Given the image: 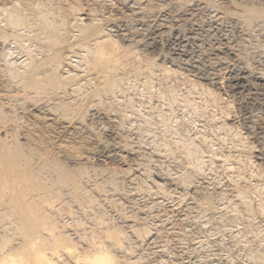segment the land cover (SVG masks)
<instances>
[{
    "label": "rangeland",
    "instance_id": "obj_1",
    "mask_svg": "<svg viewBox=\"0 0 264 264\" xmlns=\"http://www.w3.org/2000/svg\"><path fill=\"white\" fill-rule=\"evenodd\" d=\"M12 1L13 0H8L7 5L10 3H13ZM15 5H17V8L18 7L21 8L23 6L22 3L21 4L17 3ZM15 5L10 4L9 7L12 8ZM92 6H95V5H91L90 7H92ZM98 6H100V5L97 4V6L92 7L95 10H97V9L99 10V11L97 10V12H95V15L101 19L104 17L105 20L102 19L103 20L102 21L103 28L109 29L110 23L108 22L107 16L103 14V13H105L103 9L100 10L101 6L100 7H98ZM210 9H211V4L208 5V10L209 11L214 10L213 7L211 10ZM2 14H3V16H2ZM101 15H102V17H99ZM4 18H5V16H4L3 11H0V27L2 28V29L0 28L1 29L0 30V34H1L0 37H2L3 35L7 36V34H11V33H12V36H10L11 37L10 38L8 35L9 38L7 37L8 40L5 43V46L0 48V52L3 50L4 47H6L5 49H7L11 52L9 54V56H11L10 59L8 57L9 61L11 62L10 63L11 65L9 64L6 66L4 64V61L0 60V67L2 69V71L0 70V80H1L0 81V106L1 107L3 106L2 108L0 107L1 108L0 109V123L2 124V126L4 124H6V125H4L5 128H4V126L2 127L0 124V140L4 139L5 136H9L10 142L13 143L17 140L16 142H18V144H22L20 146H23V155L20 156V159L22 161L19 162L17 160V158H15V160H13V162H10V164L13 163V164H16V166H17L18 163L19 164L21 163L20 165H18V167L20 170L22 168H24L23 170H25V171L28 169L31 170L32 168H33V170L34 169H40V174L38 177H36L34 180H29L27 183L19 181L16 189L19 191L25 190L24 185L26 184L27 189L29 190L28 195L30 194V197L33 196L32 199L38 198L36 200V202L35 201H33V202H35V204H37V206L41 203L40 206L42 205V207H44L43 208L44 212L42 211V213L50 214L55 218L56 223L59 226V228L62 226L60 229L63 232H65L66 235H68L70 237V239L73 241L74 245H77L76 247L80 253H85L88 250H89L88 251L89 253H90V251H93V247H92L93 241L92 240H94L96 238L94 241L97 240L98 242L101 241V242L106 243L107 245L104 244V246L106 245V247H109L110 250H113V253L116 255V258L118 257V260H120V258L123 257L119 261L120 264H151V263L152 264H169V263L170 264H253V263L254 264H264V261H263L264 260V208H263L264 206H261V205H264L263 204L264 201H262V199L264 200V197H262V199H261V197L259 195H257L258 192L253 193V192H256L257 190H260L262 192L261 195L262 196L264 195V190H263L264 185L261 182L264 179L262 178V180H261L260 176H259V178H256L255 175L258 173V171L256 173L255 170H257V168L253 167L249 164L246 166L244 165L245 169H247L244 172H246V171L247 172L244 173L246 175H243L244 179L242 178L243 177L242 176V177H240L242 179L239 180L240 178H238L237 177L238 175H236L237 173H235V172H238V171H236L237 168L234 167L235 162H226L225 163V162H222L221 160L218 159V157H219L218 154H221V153L231 154V151L233 154L234 153V149H233L234 147L233 146L235 143L236 144L238 143L236 138L235 139L233 138L234 130L231 132L227 130V132H225L226 129L222 126V124L224 123V120L226 121L225 115L223 113L221 114L222 108H225L224 110L227 112L230 111L231 113L228 112L229 114H231L230 118H233V120L235 119L233 116L234 112H235V107L233 106L234 104H230L231 100L229 101L230 98H228V96L222 97V98H225L228 100L223 99L222 102L221 101L217 102V98H214V96L216 94H213L215 92H211L212 90H214L212 87H210V86L206 87L205 86V88L208 89V90H206L205 88H202V87H204L203 85L200 86L198 84L199 82L197 83L196 80H193L191 78L190 79L186 78L182 74L180 75V74L175 73V75L176 74L177 75L174 76V73L169 72L168 74L171 76L170 77V76H168L167 73L166 74L164 73L163 68L161 69V67H159L157 65L158 67L155 68V70L151 76L150 75L146 76L145 74H143V76H141L142 74H140L139 76H138V74H137V76L136 75L133 76L132 74H130L131 76L126 78V81L124 80L125 82L122 85L123 91H122V89L120 90L121 92L118 95H116L115 100H113L114 97H110V98L104 97V98H102L103 100H101L102 102H100V101L98 102L99 98L94 99L92 96H90V94H88L90 96L88 98V97H85L87 95L83 94V93L87 94L88 92L90 93L91 90L94 89L95 85L98 84V80H96L97 78L94 75L95 74L94 72L86 69L85 65H84V67L83 66L79 67V63H80L79 61H81V59H79V57L77 55H79V53H80L79 56L82 57V55L85 53V51H84L85 49L84 50L74 49V51L76 52L74 54V53H72L73 49H72V51H70V49H68V48L62 49L61 55H63V58H65L66 56H69V54H70L69 52H71L69 57L73 62L68 61V62H70V64H66V63H68L67 60L62 59L64 62L65 61L66 62L63 64L60 73H61V75H63L65 77L66 76L65 73H67V71L69 73H71V75L75 72L74 73L75 75L74 74L73 75H74V77L75 76L76 77L74 78L72 76L73 80L70 77L71 80L69 78L67 79L70 81H68L66 83V81H65L66 79H65L63 81V84L61 83V85L66 84V85H64V87H62V89L65 88V86L67 87L65 89V92L64 91L62 92L61 88H60V90L58 89L59 91L58 90L56 91L52 88L53 89L52 93H51V95H49L51 87L48 86L49 82L46 81L47 77L44 78L46 76L47 72L44 74L45 75L44 77L40 76V78H43V79L38 78L39 79L38 81L42 80V84L44 81L48 82V83H46L47 84L46 89L48 87L49 88H48V90H45V89L44 90L48 91L49 93L45 92L43 90V86L46 85L45 82H44V84L42 86V90H41V88H40L42 85L41 82H38L36 80L37 83H35V84L32 82H31L32 84L27 83L28 85L26 86V83H24L25 84L24 85V84H21L18 82V80H20V78L17 76L21 74L22 76L20 75V77H23L25 75V74L23 75V73L29 72V70H27L28 68L26 69V67H29L28 66L30 64L29 61L30 62L33 60H35L36 62L40 61L39 60L40 58L43 59L44 57L47 56L45 54L46 50L50 49L51 53H53L55 51L56 47L54 48L52 43H50L48 41H44V39H42V38H39V36H38V30L39 29L37 30L38 27L37 28L35 27L33 29L32 28L29 29L30 27L26 26V24H28V23H26V21H23V22H25V24L22 23L21 27L19 26L17 29H15L16 31H14V30H11V28L7 25L6 22H4ZM84 22L86 23V21H84ZM84 22H82V23H84ZM70 23L73 26L79 24V22L74 23V21H71V20H70ZM82 23L80 21V24L78 25V27L75 26V28H73L71 30V31H73L72 32L73 37L67 39V41L69 40L68 42L71 43L72 46H74L75 44L76 45L79 44V41H81L80 37H78L80 35V33L78 32V30H79L78 28H79V26L82 25ZM5 27H7V28H5ZM74 31H75V34H74ZM20 33H21V35H20ZM14 39H15V41H14ZM1 40H2V38L0 39V42H1ZM75 48H76V46H75ZM33 49H34V51H33ZM51 49L54 51H52ZM40 50L44 53H42ZM50 51H46V52L51 54ZM134 51H136L135 53H137V56H138V58H140V60L145 59L144 55L140 51H138L137 49L136 50L134 49ZM30 52H32V53H30ZM33 52L34 53L36 52L35 55ZM77 52H78V54H77ZM84 55H86V54H84ZM7 56H8V54H7ZM37 56L39 59L37 58ZM125 60H126V58H125ZM71 63H73L74 65ZM135 63H138V62L135 61ZM19 64L21 65V67ZM139 64H140V61H139ZM9 66H11V68L13 69V70L9 69L10 71H12L11 74H13V76L15 74L14 72L20 73V74L16 73L15 75H17V76H14L17 79L18 78L19 79L15 80L17 83L14 81L15 86L13 88L10 87L13 85V84L12 85L10 84L12 80L10 78H6L7 76L8 77L10 76L7 73L8 71H5V68L7 70ZM23 66H25V67H23ZM43 70H45V69H43ZM22 71H24V72H22ZM160 71H162V72H160ZM154 73H156V74H154ZM3 74L4 75L6 74L5 75L6 77L3 76ZM87 75H88V77H87ZM67 77H69V76H67ZM3 80H5V81H3ZM8 80L10 82H7ZM87 81H88V83H87ZM6 82H7V84H6ZM18 83H19V85H18ZM8 84H10V86H8ZM36 84H38L39 86L37 87ZM85 84L88 86H86ZM22 85L25 87L22 88L23 87ZM33 85H35V87H34L35 90L37 88H39L41 90V91L39 90L40 93L37 92L38 89L36 90V92L32 90ZM49 85L52 86L51 84H49ZM75 87L77 89H75ZM78 87H80L81 90ZM6 89H7V91H6ZM22 89L24 91L25 90L26 91L24 92ZM56 89H57V87H56ZM209 89H210V91H209ZM190 91H192V92H190ZM207 91H209V92H207ZM53 92H54V94H53ZM46 93H48V94H46ZM11 94H13V96ZM188 94H190L191 96ZM7 95H8V97H7ZM30 95H32V96H30ZM53 95H55V96H53ZM62 95H63V97H62ZM175 96H177V97H175ZM76 97H78V98H76ZM91 97L94 100L91 99ZM168 97L170 98V100ZM80 98H82V99L80 100ZM171 98L173 99L172 100L173 102H176L174 105H173V103H169V101L172 102ZM74 99H76V102ZM10 102H11V104H10ZM85 102L87 104H85ZM8 103H9V105H8ZM65 103H68V104H65ZM112 103L115 105H113ZM62 104H65V105L62 106ZM170 104H172V106ZM60 105L62 106L61 108H60ZM68 105H69V108H68ZM64 106L65 107L67 106V107L65 108ZM93 106H95V107H93ZM111 106H113V107H111ZM57 107H58V109H57ZM86 108H88V109H86ZM108 108H110L112 110H110ZM226 108H228V110ZM65 109H67V110L65 111ZM113 109H114V111H113ZM70 110L73 112H71ZM55 111H56V113H55ZM110 111H113L112 113L115 114V118L117 121L116 122L117 128H119L118 132L116 131V128H114L112 126V124L109 121H107V119H106V118H108L109 114L111 113ZM170 111H172V112H170ZM45 112H47V113H45ZM67 112L70 114H68ZM117 112H119L120 115L117 114ZM37 113H38V115H37ZM52 113H53V115H52ZM60 113H62V114H60ZM75 113H77L78 115ZM86 113H87V115H86ZM125 114H127V115H125ZM3 115L4 116L8 115V116H6L7 118L5 117L7 122L4 121V122H6L4 124H3V119H5V118ZM55 115L58 119L55 117ZM64 116H66V117H64ZM2 117H3V119H2ZM49 118H55V119H57V121L49 120ZM99 118H102V119L99 120ZM121 119H122V121H121ZM12 120H14V121L11 122ZM212 120H213V122H212ZM50 121H51V123H50ZM101 121H102V123L104 122L103 125H102ZM119 121H120V123H119ZM167 122H169V123H167ZM226 122L231 124L232 121L228 120ZM7 124H9V125H7ZM62 125H63V127H62ZM107 125H108V127H107ZM235 125H238V124H235ZM76 126L80 127L82 129V130L80 129L81 132L74 130V128H76ZM118 126H120V127H118ZM132 126H133V128H132ZM128 127H131V129ZM220 127H221V129H220ZM222 127H223V129H222ZM216 128L217 129L219 128L218 129L219 131ZM112 129H114L116 131V133ZM121 129H123V130L125 129V130L123 131ZM163 129L165 130V132ZM62 130H63V132H62ZM5 132L8 135H6ZM73 132H74V134H73ZM202 132H204L205 134ZM129 133H130V135H129ZM230 133H231V135H230ZM243 133H244V131H243ZM10 134L12 135V137ZM118 134H120L121 137H120V135L118 136ZM154 135H156V136H154ZM141 136H142V138H141ZM129 137L131 140L129 139ZM153 138H154V140H153ZM218 139H219V141H218ZM120 140H121V142H120ZM158 140H159V142H158ZM220 141H222V142H220ZM248 141L252 142V140H250V139ZM232 142H234V143L232 144ZM127 143H128V145L129 144H131V145H129V147H128ZM141 143H142V145H141ZM175 143H176V145H175ZM132 144H134V145L132 146ZM228 144H229V146H228ZM181 145L182 146L186 145V146H184L185 147L184 148ZM188 145H189V147H187ZM136 146H138V147H136ZM197 146H199V147H197ZM71 148H73V149H71ZM180 148H181V150H179ZM187 148H189V150H192V151L194 150V151L198 152L197 156L194 155L191 157L189 154H188L189 155L188 156L186 154L188 152L186 150ZM135 149H137V150H135ZM139 149H140L141 154L138 152ZM211 149H213V150H211ZM71 150H73V151H71ZM113 150H114V152H113ZM170 150H172V152ZM119 152L124 157L126 156L123 160H119V158L115 156V154H117ZM136 152H138L137 155L139 154L138 159L140 161L139 160L138 161L140 163L134 161V157H133L134 155L133 154H136ZM179 152H181L183 155H181V153H179ZM250 153H251L252 157L257 155L255 150H252ZM159 154H161V155H159ZM199 154L201 155V158H200ZM183 156L184 157L186 156V157L184 158ZM187 157H189V158L191 157V158L189 159ZM141 158H143V160ZM180 158H182V159H180ZM199 158L202 160H200ZM36 159L39 161H42V162H38ZM198 159H199V161L197 162ZM43 160L45 162H43ZM60 161H62V162H60ZM54 162H56V163H54ZM138 163L140 165H138ZM259 163H261V162H255V165L256 164L259 165ZM10 164L8 162L7 164L1 166V170L13 169L14 166H12ZM23 164H24V167L22 166V168H21V165H23ZM43 164H45V165H43ZM33 165H34V167H33ZM63 165H64V168L65 167H67V168L64 169ZM242 165H241V168L243 167ZM250 166L252 169L250 168ZM260 166L263 167L262 165H260ZM25 167H28V168L25 169ZM189 167H191V168H189ZM246 167H248L249 169ZM48 168H49V170H47ZM50 168H51V170H50ZM52 168H53V170H52ZM194 168H196V169H194ZM198 168H199V172H198ZM59 169H60V171H58ZM193 169L197 170L195 172V174H194ZM234 169H235V171H234ZM250 169L253 172H251ZM82 170H84V172ZM44 171H46V172H44ZM105 171H107V172L105 173ZM111 171L112 172L114 171V172L111 173ZM128 171H131V172H128ZM63 172H64V174L66 173L65 175H69V176L63 175ZM157 172H158V174H157ZM190 172H191V174H193V177H194V179L191 180V182L194 181V183L192 182L193 184H189L188 182L185 181L184 184H182L183 186L180 185L181 187L179 186L180 188H176V190L175 189L173 190V188L171 189L168 186V184L166 183V181L164 182V184L161 183L162 186L164 185L163 188H162V186H160L161 188H159L158 186H153L154 185L153 179L156 177V174L161 176L162 178H165L168 180V178L179 179L180 177H181L180 179H183L182 178V177H184L183 174L190 173ZM58 173L60 174V176L58 175ZM201 173H202V175H201ZM252 173L253 174L256 173L253 175L255 177L252 176L253 178L250 175ZM45 174H47V175H45ZM80 175H81V178L79 179ZM94 175H96V176H94ZM230 175H231V177H230ZM72 176L74 177V179ZM247 176H250V177L247 178ZM45 177L47 179H45ZM236 177L238 179H236ZM231 178H232V180H231ZM246 178L248 179L247 180L248 183L246 182ZM105 179H106V181L107 180L108 181L106 182ZM250 179L253 180L252 184H254V181L259 182V183H256L257 185L256 184L254 185L255 188L252 187L253 186L252 184H251L252 186H250V183H249V181H251ZM73 180H75V181L73 182ZM79 182H81V183H79ZM244 182L247 184H245ZM185 183H187V184H185ZM260 183H262V184H260ZM258 184L260 185L259 187H261L260 189L257 188ZM74 185H76V187ZM128 185H129V187H128ZM247 185H248V187H247ZM193 186H194V188H198V190H199V191H196L197 195L191 193L192 192L191 189H193ZM114 187H116V188H114ZM234 187H235V189L247 188L246 190H247V193L249 194V195L247 194V196H249V198L247 199V201H248L247 204L252 205V206L250 205L251 209L253 208L251 210L252 212H250V213H247L246 211L244 212V209L241 208L240 203H242V201H241L242 199L237 198L236 192H232L235 190ZM122 188H124V189H122ZM256 188H257V190H256ZM143 189H145V190H143ZM163 189L165 192L163 191ZM231 189H232V191H231ZM83 190H85V191L83 192ZM158 190H160V191H158ZM148 193H149V195H147ZM234 193H236V194L234 195ZM171 194H173V195H171ZM250 194H252V195L250 196ZM39 195H40V197H39ZM206 195L212 198V202H213V205L215 207L218 205L216 207V209L213 211L211 210V212L208 209H206V207L204 205L201 204L202 205V207H201L200 204H197V203H200V201H201L200 199H202ZM192 196H194V197H192ZM44 197H46V198H44ZM40 199H42L43 201H41ZM44 199H45V201H44ZM223 201H225V202H223ZM258 201H260V202H258ZM47 204L48 205L51 204L52 206L49 207ZM188 206H190L191 208H189ZM239 207H240V209H238ZM242 207H243V205H242ZM260 207H262V208H260ZM233 209H235L236 212ZM239 210H241V211H239ZM30 212H32V210ZM241 214H243V216ZM199 215H201L202 217ZM156 216H157V218H156ZM86 217H87V219H86ZM248 217H249V219H248ZM224 219H226V220H224ZM251 220H253V221H251ZM230 223H232V225ZM113 227L118 229V230L119 229L122 230L123 233L125 232L124 234L123 233L122 234H123V237L125 236L126 240H124V238H123L124 241L122 240L123 245H121V247H120L121 249L118 248V246L116 248V246H114L113 243H111V241L108 242V239H105L106 235H104L105 234L104 232L108 231V228H113ZM0 233H1V231H0ZM126 235H128V236H126ZM90 236H91V240H90ZM17 237L18 236H15V238H17ZM106 240H107V242H105ZM89 242L91 244L90 245L91 247L88 244ZM110 245H112L113 247H111ZM59 256H61L57 260L59 264H74L76 262V261L74 262L73 258L71 256L69 257L67 254L61 253ZM60 258H61V260H60ZM259 258H261V260ZM64 261H66V262H64ZM132 261L133 262L135 261V262L132 263Z\"/></svg>",
    "mask_w": 264,
    "mask_h": 264
},
{
    "label": "bare ground",
    "instance_id": "obj_2",
    "mask_svg": "<svg viewBox=\"0 0 264 264\" xmlns=\"http://www.w3.org/2000/svg\"><path fill=\"white\" fill-rule=\"evenodd\" d=\"M7 2H8V0H0V11H3L4 16H5L4 22L7 23V25L11 28V30L16 31L15 29H17L19 26L21 27L22 23L25 24V22H23V21H26V23H28V24H26V26L27 27H30L29 29H31V28L33 29L35 27L36 28L38 27L37 30L39 29L38 30V36H39V38H42V39H44V41H48V42L52 43L54 48L56 47L55 48V51L51 49L52 51H54L53 53H51L50 49L49 50H46V51H50L51 54H49V53H47L45 51V54L47 56L44 57L43 59L42 58L39 59L38 56H37V58L40 61H38V62H36L35 60H33L34 62L33 61H31V62L29 61V63H30L28 65L29 67H26V69L28 68L27 70H29V72L23 73V75L25 74L23 77H20V75H21L20 73L13 71L15 74L16 73L20 74L18 76L14 74V76L19 77L20 80H18L19 78L17 79L16 77L13 76V74H11L12 71H10V70H13L11 68V66H9L10 68L8 67V69L6 70V68H7L6 66L11 63L9 61V59L11 57V56H9V54L11 52L9 50L5 49L6 47H4L3 50L0 52V55H1L0 56V60L1 61L2 60L4 61V64L6 65L5 66L6 67L5 68V71H8L7 73L10 75L9 77L8 76L6 77L5 76L6 74L5 75L3 74V76H5L6 78H10L12 80L10 84L11 85L13 84V85L10 86V84H8V86H10V87L13 88L15 86L14 85V81L15 80H18V82L21 83V84L26 83V86L28 85L27 83H30V84L34 83L35 84V83H37L36 80L38 81L39 80L38 78H40V76H43L44 77L45 76L44 74L47 72L46 73V76L44 78L47 77L46 78L47 79L46 81H48L49 84L52 85V86H50L48 84V86L51 87V90H50V94L49 95H51L53 89L56 90V91L58 89L60 90V88L62 89V87H64V85H66V84L61 85V83L63 84V81L65 79H66L65 81L67 83L68 81L71 80L70 77L73 80V77L75 75L74 74L75 72L73 73L74 75L73 74L71 75V73H69L67 71V73H65L66 76L64 77L60 73L63 64L66 62V61L64 62L63 60H67V62L68 61L73 62L70 59V57H69L70 54H71V52H69L70 53L69 56H66L65 58H63V55H61L62 49H65V48L70 49V51H72V49H73V52L72 53H74V54L76 53L74 51V49H80V50H84L85 49L84 50L85 51L84 54H86V55L83 54L82 57H80L79 56L80 53H79V55H77L78 52L76 54L79 57V59H81V61H79L80 62L79 63V67H81V66L84 67V65H85L86 66V69H88L89 71L91 70L92 72H94L95 73L94 75L97 78L96 80H98V84L95 85L94 89L91 90L90 93L88 92L87 94H85V93H83V94L84 95H87L85 97H88V98L90 96H92L94 99L95 98L96 99L99 98L98 102L99 101L102 102L101 100H103L102 98H104V97H109V98L110 97H114L113 100H115L116 95H118L121 92L120 90L122 89V85L126 81V78H128V77L131 76L130 74H132L133 76L134 75L137 76V74H138V76L140 74H142L141 76H143V74H145L146 76L147 75L148 76L149 75L151 76L152 73L154 72L155 68H157L158 66L161 67V69L162 68L164 69L163 71H164L165 74L166 73L168 74L169 72L174 73V76H176L177 74H180V75L182 74L186 78H189V79L191 78L193 80H196L197 83L199 82L198 84L200 86H202V85L204 86L202 88H205V86L206 87L207 86L212 87L214 90H212L211 92H215L213 94H216L214 96V98H217V102L218 101H221L222 102L223 99H225V98H222V97L223 96L224 97L225 96H228V98H230L229 101L231 100L230 101V104H234L233 105L235 107V112H234V115H233L234 118H235L234 120H233V118H230L231 117V114L228 113L230 111L227 112V111L224 110L225 108H222L221 114L223 113L225 115L226 121H228V120L229 121H232L231 124H230V123H228V122H226L224 120V123L222 124V126L226 129L225 132H227V130L230 131V132L234 130L233 138L234 139L236 138V140H237L238 143L237 144L235 143L236 145L234 144V146H233L234 147L233 148L234 149V153L233 154H232V151H231V154H229V153L228 154L221 153V154H218L219 157H220L219 158L217 156L218 159L221 160L222 162H225V163L226 162H235V166L234 167L237 168L236 171H238V172H235V173H237L236 175H238L237 176L238 178L242 177L243 175H246L244 173H246L247 171L246 172H244V171L247 170V169H245L244 165L246 166V165H249L250 164L251 166L257 168V170H255V171H256V173L258 171V173L257 174L254 173V174H256L255 175L256 178H259V176H260L261 180H262V178L264 179V0H13L12 1L13 3H10V4H14V5L17 4V3H20V4L22 3L23 6L22 7L20 6L22 9L19 8V7L17 8V5H15L14 7L11 8V7H9L10 4L7 5ZM208 3L211 4V9H212V7L214 8L213 11H209L208 10V5H209ZM97 4H99L101 6V7L98 6V7L101 8V9L100 8L99 9L100 10L103 9L104 12H105L103 14L107 16L108 22L110 23L109 24V29H104L103 28V25H102V21L103 20L102 19H104V17L101 19V18H98V16L95 15V12H97L98 9L95 10L92 7L97 6ZM91 5H95V6L90 7ZM2 16H3V14H2ZM99 17H102V15L99 16ZM70 20L71 21H74V23H78L79 22V24H80V21H81V23L84 22V21H86V23L85 22L82 23V25L79 26V28H78L79 29L78 32L80 33V35L78 37H80V40L81 41H79V44H77V45L75 44L74 46H72L71 43L68 42L69 40L67 41V39L73 37L72 36L73 35V33H72L73 31H71V30L73 28H75V26L78 27L79 24L73 26L70 23ZM5 28H7V27H5ZM74 34H75V31H74ZM8 35L10 37V36H12V33L11 34H7V36L6 35H3L2 37H0V39L2 38V40L0 42V48L3 47V46H5V43L8 40L7 39ZM20 35H21V33H20ZM14 41H15V39H14ZM75 46H76V48H75ZM134 49L135 50L137 49L138 51H140L144 55V58L145 59L144 60L142 59L143 61L140 60V58H138L137 53H135L136 51H134ZM33 51H34V49H33ZM30 53H32V52H30ZM35 53H34V55H35ZM42 53H44V52H42ZM7 54H8V56H7ZM8 57H9V59H8ZM125 58H126V60H125ZM135 61L138 62V63H135ZM139 61H140V64H139ZM70 62H68L66 64H70ZM71 64H73V63H71ZM25 66H23V67H25ZM20 67H21V65H20ZM43 69H45V70H43ZM0 70L2 71L1 67H0ZM22 72H24V71H22ZM160 72H162V71H160ZM175 73H177V74L175 75ZM154 74H156V73H154ZM67 76H69V77H67ZM168 76H170V75L168 74ZM87 77H88V75H87ZM68 78L70 80H67ZM40 79H43V78H40ZM3 81H5V80H3ZM46 81H44L45 84L48 83ZM7 82H10V81L8 80ZM7 82H6V84H7ZM38 82H41V84H42V80L41 81H38ZM44 82H43V84H44ZM19 83H18V85H19ZM87 83H88V81H87ZM38 84H36L37 87L39 86ZM43 84L40 87L41 90H42ZM46 86H47V84L45 86H43V90L44 89L45 90H48L49 87L46 89ZM86 86H88V85H86ZM24 87L25 86H23L22 88H24ZM32 87H33L32 88L33 91L36 92V90L38 89L37 92H39V90H40L39 88L36 87L37 89L36 90L34 89L35 85H33ZM56 87H57V89H56ZM66 88L67 87L65 86V88H63L64 90L62 89V92L63 91L65 92V89ZM78 88H80V87H78ZM75 89H77V88L75 87ZM80 90H81V88H80ZM206 90H208V89H206ZM6 91H7V89H6ZM122 91H123V89H122ZM209 91H210V89H209ZM209 91H207V92H209ZM45 92H48V91H45ZM190 92H192V91H190ZM48 93H46V94H48ZM53 94H54V92H53ZM88 94H90V96ZM11 95L13 96V94H11ZM188 95H190V94H188ZM30 96H32V95H30ZM53 96H55V95H53ZM7 97H8V95H7ZM62 97H63V95H62ZM92 97H91V99H93ZM175 97H177V96H175ZM76 98H78V97H76ZM82 98H80V100ZM74 100L76 102V99H74ZM169 100H170V98H169ZM172 100L173 99L171 98V101ZM225 100H228V99H225ZM169 103H173V105H174L176 102H173V101L170 102L169 101ZM10 104H11V102H10ZM65 104H68V103H65ZM65 104H62V106L65 105ZM85 104H87V103L85 102ZM8 105H9V103H8ZM113 105H115V104H113ZM170 105L172 106V104H170ZM62 106L60 105V108ZM95 106H93V107H95ZM111 107H113V106H111ZM68 108H69V105H68ZM57 109H58V107H57ZM86 109H88V108H86ZM108 109H110V108H108ZM226 109L228 110V108H226ZM66 110L67 109H65V111ZM110 110H112V109H110ZM113 111H114V109H113ZM113 111H110L111 113L109 114L108 118H106V119H107V121H109L112 124V126L114 128H116V131L118 132V129L119 128H117V123H116L117 121H116V118H115V114L112 113ZM71 112H73V111H71ZM170 112H172V111H170ZM45 113H47V112H45ZM53 113H52V115H53ZM55 113H56V111H55ZM60 114H62V113H60ZM68 114H70V113H68ZM75 114H77V113H75ZM117 114H119V112H117ZM37 115H38V113H37ZM86 115H87V113H86ZM125 115H127V114H125ZM6 116H8V115H5L4 118ZM55 117H56V115H55ZM64 117H66V116H64ZM6 118L3 119V117H2L3 124L7 122L6 121ZM57 119H55V118H49V120H53V121H57ZM100 119H102V118H99V120ZM4 121H6V122H4ZM13 121L14 120H12L11 122H13ZM121 121H122V119H121ZM212 122H213V120H212ZM50 123H51V121H50ZM101 123H102V121H101ZM103 123H102V125H103ZM119 123H120V121H119ZM167 123H169V122H167ZM235 124H238V125H235ZM4 125H6V124H4ZM7 125H9V124H7ZM1 126H2V124H1ZM62 127H63V125H62ZM107 127H108V125H107ZM118 127H120V126H118ZM223 127H222V129H223ZM4 128H5V126H4ZM128 128L131 129V127H128ZM132 128H133V126H132ZM80 129L81 128L80 127H77V126H76V128H74V130H76L78 132L80 131ZM220 129H221V127H220ZM112 130H114V129H112ZM121 130H123V129H121ZM116 131L114 130L115 133H116ZM243 131H244V133H243ZM62 132H63V130H62ZM164 132H165V130H164ZM202 133H204V132H202ZM5 134H6V132H5ZM73 134H74V132H73ZM6 135H8V134H6ZM119 135L120 134H118V136ZM129 135H130V133H129ZM230 135H231V133H230ZM154 136H156V135H154ZM11 137H12V135H11ZM120 137H121V135H120ZM141 138H142V136H141ZM129 139H130V137H129ZM219 139H218V141H219ZM249 139L252 140V142L251 141H248ZM9 140H10L9 139V136H5L4 139H1L0 140V229H1L0 230L1 231V233H0V264H59L57 260L59 259V257H61V256H59L61 253L67 254L69 257L71 256L73 258L74 262L76 261L75 262L76 264H120L119 261L123 257H121L120 260H118V257L116 258V255L113 253V250H110L109 247H106L107 244L104 243V242H101V241L98 242L97 240L94 241L96 238L94 240H92L93 241V245H92L93 251H90V253H89L88 252L89 250H88L87 251L88 253L87 252L80 253L78 251L77 247H76L77 245H74L73 244V241L70 239V237L68 235H66L65 232H63L60 229L62 226L59 228V226L56 223L55 218L52 215H50V214H47V213L44 214V213H42L44 207H42V205L40 206L41 203L38 206H37V204H35V202H36V200L38 198L32 199L33 196L30 197V194L28 195V191L29 190L27 189V185L26 184L24 185L25 190L19 191V190L16 189L19 181L24 182V183H27L29 180H34L36 177H38L39 174H40V169H34L33 170V168H32L31 170L28 169V170L25 171V170H23L24 168H22V166L24 167V164L21 165V168H22L21 170L18 167V165H20L21 163L20 164L18 163L17 166H16V164H13V163L10 164V162H13V160H15V158H17V160L19 162L22 161L20 159V156L23 155V146H20L22 144H18V142H16L17 140L15 142H13V143L10 142ZM153 140H154V138H153ZM120 142H121V140H120ZM158 142H159V140H158ZM220 142H222V141H220ZM233 143L234 142H232V144ZM127 145H128V143H127ZM129 145H131V144H129ZM129 145H128V147H129ZM133 145L134 144H132V146ZM141 145H142V143H141ZM175 145H176V143H175ZM184 146H186V145H184ZM184 146H182V147H184ZM228 146H229V144H228ZM136 147H138V146H136ZM187 147H189V145ZM197 147H199V146H197ZM181 148L179 150H181ZM71 149H73V148H71ZM135 150H137V149H135ZM186 150L188 151L186 153L187 155L189 154L191 157L194 156V155L197 156V153L198 152H196L194 150L193 151L192 150H189V148H187ZM211 150H213V149H211ZM252 150H255V152L257 153V155L254 156V157H252V155L250 153ZM71 151H73V150H71ZM170 151L172 152V150H170ZM113 152H114V150H113ZM138 152L140 153V149H139ZM138 152H136V154H133L134 156L132 155L134 157V161H136V162H139L140 161L138 159L139 158V154L137 155ZM181 152H179V153H181ZM120 154L121 153L119 152V153L115 154V156L118 157L119 160H123L126 156L124 157L122 154L121 155ZM159 155H161V154H159ZM181 155H183V154L181 153ZM182 158H180V159H182ZM187 158H189V157H187ZM200 158H201V155H200ZM141 159L143 160V158H141ZM199 159L197 160V162L199 161ZM200 160H202V159H200ZM37 161L38 162H42V161H39V160H37ZM8 162H9L10 165L14 166L13 169H10V170H1V166L7 164ZM43 162H45V161L43 160ZM60 162H62V161H60ZM255 162H261V163H259V165L258 164L255 165ZM54 163H56V162H54ZM139 163H138V165H140ZM45 164H43V165H45ZM241 165L243 166L242 168H241ZM260 165H262L263 167H261ZM251 166H250V168H251ZM33 167H34V165H33ZM27 168L28 167H25V169H27ZM63 168H64V165H63ZM65 168H67V167H65ZM189 168H191V167H189ZM246 168H248V167H246ZM194 169H196V168H194ZM194 169H193V171H194V174H195V172L197 170H194ZM47 170H49V168ZM50 170H51V168H50ZM52 170H53V168H52ZM58 171H60V169ZM82 171L84 172V170H82ZM234 171H235V169H234ZM44 172H46V171H44ZM106 172L107 171H105V173ZM113 172L111 171V173H113ZM128 172H131V171H128ZM198 172H199V168H198ZM251 172H253V171L251 170ZM59 173H58V175L60 176ZM65 174L63 172V175H65ZM157 174H158V172H157ZM157 174H156V177L153 179V184H154L153 186H158L159 188H161L160 186H162L161 183L164 184L165 181H166V183L168 184V186L171 189L173 188V190L174 189L176 190V188H180L181 187L180 185L184 184L185 181L188 182L189 184H193L194 183V181H192L193 183L191 182V180L194 179L193 174H191V172L190 173L183 174V176H184V177H182L183 179H180L181 177L180 178L178 177L179 179H177V178L176 179L175 178H168V180L165 179V178H162L161 176H159ZM254 174L253 173L250 174L251 177ZM45 175H47V174H45ZM201 175H202V173H201ZM65 176H69V175H65ZM94 176H96V175H94ZM255 176H253V177H255ZM230 177H231V175H230ZM237 177H236V179H238ZM248 177H250V176H247V178ZM80 178H81V175H80L79 179ZM242 178L244 179V176ZM242 178H240L239 180H241ZM247 178H246V182L248 183V181H247L248 179ZM45 179H47V178L45 177ZM73 179H74V177H73ZM75 180H73V182ZM231 180H232V178H231ZM105 181H106V179H105ZM252 181L253 180L249 181L250 186L253 185L252 187H254V185L256 183H259V182H255L254 181V184H252L253 183ZM263 181L264 180H262L261 182L264 185V182ZM79 183H81V182H79ZM247 183H245V184H247ZM262 183H260V184H262ZM185 184H187V183H185ZM74 186L76 187V185H74ZM163 186H162V188H163ZM259 186L260 185L258 184L257 188L260 189L261 187H259ZM128 187H129V185H128ZM247 187H248V185H247ZM114 188H116V187H114ZM257 188H256V190H257ZM122 189H124V188H122ZM234 189H235V187H234ZM246 189L247 188H243V189L237 188L234 191H232V189H231V191L232 192H236L237 194L234 193V195L236 194L237 198L242 199L241 200L242 203H240V204H241V208L244 209V212L246 211L247 213H250V212H252L251 210L253 208L251 209V207H250L251 204H247V202H248L247 199L249 198V196H247L248 193H247V190ZM143 190H145V189H143ZM191 190H192L191 193L192 194H195V195H197L196 194L197 193L196 191H199L198 188H194V186H193V189H191ZM263 190H264V188H263ZM84 191L85 190H83V192ZM158 191H160V190H158ZM163 191H164V189H163ZM259 191L260 190H257L256 192H253V193H257L258 192L257 195H259L261 197V199H262V197H264V195L262 196L261 195L262 192L261 191L259 192ZM147 195H149V193ZM171 195H173V194H171ZM251 195L252 194H250V196ZM194 196H192V197H194ZM39 197H40V195H39ZM44 198H46V197H44ZM210 198L211 197H209V196L206 195L202 199H200L201 200V201L199 200L200 203H197V204L204 205L206 207V209H208L211 212V210L212 211L215 210L218 205L215 207L213 205L212 198L211 199ZM40 200L43 201L42 199H40ZM33 201H35V202H33ZM44 201H45V199H44ZM262 201H264V200L262 199ZM223 202H225V201H223ZM258 202H260V201H258ZM263 204H264V202H263ZM202 205H201V207H202ZM242 205H243V207H242ZM48 206L50 207L52 205L50 204ZM261 206H264V205H261ZM188 207L191 208L190 206H188ZM260 208H262V207H260ZM238 209H240V207ZM31 210H32V212H30ZM233 210H235V209H233ZM239 211H241V210H239ZM235 212H236V210H235ZM241 215L243 216V214H241ZM199 216H201V215H199ZM156 218H157V216H156ZM86 219H87V217H86ZM248 219H249V217H248ZM224 220H226V219H224ZM251 221H253V220H251ZM230 224L232 225V223H230ZM104 233H105L104 235H106L105 239H108V242L111 241V243H113V245L116 246V248H117V246H118V248H120L121 245H123V242H122L123 238H124V240H126L125 239V236L123 237V234L125 232L123 233L122 230H120V229L118 230V229H116L114 227L113 228H108V231H106ZM15 236H18V237L15 238ZM126 236H128V235H126ZM90 240H91V236H90ZM105 242H107V240ZM88 244H89V246L91 245L90 242ZM104 244H106V245L104 246ZM110 246L113 247L112 245H110ZM259 259L261 260V258H259ZM60 260H61V258H60ZM64 262H66V261H64ZM134 262L132 261V263H134Z\"/></svg>",
    "mask_w": 264,
    "mask_h": 264
}]
</instances>
